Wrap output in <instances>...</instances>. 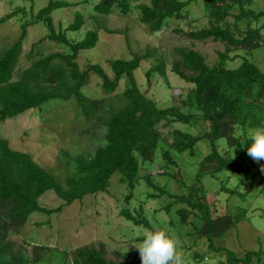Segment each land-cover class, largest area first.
<instances>
[{
	"label": "trees",
	"instance_id": "obj_1",
	"mask_svg": "<svg viewBox=\"0 0 264 264\" xmlns=\"http://www.w3.org/2000/svg\"><path fill=\"white\" fill-rule=\"evenodd\" d=\"M94 1L89 14L93 27L81 40L69 37L68 33L80 32L87 25L85 15L77 11L66 27L62 22L57 27L54 13L88 4L90 0L81 3L48 0L37 13L32 5L30 11L17 7L0 17V26L17 17L23 21L18 38L0 46V123L33 110L41 114L48 103L59 101L72 105L88 125L100 127L104 133L96 139L101 145L93 152L76 157L66 151L59 154L64 170L62 177L39 165L31 154L13 150L8 141L0 140V152L5 159L4 165H0V264H40L48 260V246L27 241L18 243L12 239V234L20 235L34 213L51 217L77 201L82 203L88 196L108 194L115 175L126 189L127 207L120 215L134 227L150 228L144 205L166 197L169 202L161 204L153 218L167 213L169 233L170 226L190 227L185 236L195 241L191 246L185 243L182 248L190 249L206 240L211 251L226 257L216 264H264L262 251L248 250L239 256L214 244L215 239L224 238L230 230L248 220L249 210L238 208L217 214L208 202L205 185L206 178L215 180L221 174H229L221 182L220 193L230 198L239 196L246 200L248 191H240L244 184L251 189L261 186L264 191V172L260 171L264 161L257 164L250 158V163L245 165L234 158L232 152L245 158L247 147L251 145L249 129L264 125V71L252 61L255 52L264 47V10L252 8L256 0ZM199 1L203 3V16L208 25L197 28L189 22L191 30L176 28L174 32L192 43L212 40L223 44L225 51L218 53L217 64L211 66L194 47H176L169 50L168 55L165 50L147 47L143 52L133 53L130 59H110L112 76L101 64L90 63L82 69L78 63L83 51L97 47L101 31L128 34V28L125 32L108 29L101 19L138 14L139 23L153 35L170 27L174 21H187L192 14V4ZM39 23L45 26L47 34L25 53L28 30ZM46 42L54 44L57 50L46 47ZM233 53L238 54L232 56ZM236 60L240 61L239 65L231 67ZM151 61L154 64L145 75L149 88L154 80L158 83V78L169 84V70L190 85L185 93L184 90L173 91L169 107H159L135 77L141 66ZM93 74L100 79L96 89L98 97L88 90ZM123 80L124 90L119 92ZM176 124L186 125L190 130L173 128ZM168 127L172 130L164 133L162 129ZM204 140L211 150L198 164L189 183L180 158L188 155L193 159L197 146ZM220 140H226V150L219 148ZM157 165L159 170L155 173L167 180L164 186L155 178L153 169ZM235 175L239 176V185L230 188L231 177ZM168 181L178 183L183 192H171ZM143 183L152 191H145L142 204L132 209V201L138 199ZM49 191L63 201L58 208L40 205L41 197ZM45 224L51 225V220L37 223ZM142 239L133 241L140 243ZM116 255V261L109 260L104 243L98 247L82 246L72 252V263L141 264L135 247L117 251ZM193 257L203 261L201 256Z\"/></svg>",
	"mask_w": 264,
	"mask_h": 264
},
{
	"label": "rangeland",
	"instance_id": "obj_2",
	"mask_svg": "<svg viewBox=\"0 0 264 264\" xmlns=\"http://www.w3.org/2000/svg\"><path fill=\"white\" fill-rule=\"evenodd\" d=\"M71 3H81L85 0H67ZM48 0H0V17L7 15L17 7H26L28 11L34 5V12L46 6ZM96 1L90 0V3L79 4L70 9H61L54 13L55 25L58 27L60 22L66 27L74 20L77 11L82 12L87 21V25L80 32H69V37L81 40L87 30L93 26L89 20V14L93 11ZM255 10H264V0H256L253 7ZM203 3L201 1L192 4L191 17L187 21H174L170 27L164 28L161 32L150 35L145 27L139 23L138 14L123 18L121 16H110L101 19L105 22L106 27L110 30H120L125 32L128 28V34H110L101 31L100 41L97 47L90 51H83L78 58L81 68H86L90 63L101 64L107 74L112 76L108 60L110 59H130L135 52H143L147 47L152 49L165 50L167 55L169 50L176 47H194L201 52L207 59V62L213 66L219 61L218 53L225 51V46L212 40L204 42H194L187 38L180 37L174 32V29L181 28L185 31L191 30L189 22L193 26L200 28L208 25L207 19L203 16ZM28 20H31L28 17ZM193 20V21H192ZM22 19L17 17L11 22L0 26V46L3 47L16 40L20 34ZM28 39L24 43V52L30 51L32 45L43 39L47 34V29L41 23L29 28ZM129 37L128 40L126 37ZM54 47V44L46 42V47ZM238 53H233L232 56ZM252 61L255 62L262 71H264V47L255 52ZM240 61L236 60L230 64L231 67H237ZM154 62L144 63L135 73V77L144 91L153 98L159 107L166 108L171 105V99L174 90H185L190 86L180 80L170 70L168 71L169 84L158 78L149 88L146 73L153 66ZM100 79L92 75V83L88 90L92 96L98 97L96 89ZM125 82H121L119 92L124 90ZM175 129L189 131L186 125L176 124ZM164 133L170 132L172 128H163ZM195 132V131H194ZM87 133V134H86ZM103 130L88 125L86 121L77 115L72 105H63L59 101H52L45 106L43 113H36L34 110L26 113L16 119L7 120L0 123V140H6L9 147L16 151L31 154L35 161L46 168L56 172L57 175L63 176L64 170L58 157L62 151L68 152L76 157L87 152H93L96 147L101 145L96 139L103 136ZM93 135V136H92ZM94 137V138H93ZM219 148L226 150V140L219 141ZM197 154L193 159L188 155L180 158L182 169L189 183L193 181L195 170L201 160L210 152L209 143L204 140L196 148ZM233 156L239 162L248 165L250 157L248 155L242 158L236 154ZM5 159L0 152V165H4ZM160 165V164H158ZM154 167L153 172L158 171L159 166ZM162 165V163H161ZM229 174H221L218 179L206 178L205 185L208 189V202L216 210L217 214H225L228 211L238 208L249 210V219L241 222L237 227L230 230L224 238L214 240L217 247H225L243 256L246 251H262L264 259V191L261 186L253 189L250 185H241L240 191H248L246 200L237 196L230 198L226 193H220L221 182L228 178ZM158 183L164 186L167 180L161 178L155 173ZM169 190L176 194H181L183 189L175 181H168ZM239 185V176L231 177L230 188ZM110 192L108 194H99L96 196L86 197L82 203L75 202L65 207L61 214L51 217L41 213H34L20 235L12 234V239L18 243L27 241L32 244L46 245L50 248L48 260L40 264H73L72 252L82 246H96L100 243L106 245L109 260H117V251H126L134 244L139 242L133 241L143 237V228L134 227L129 221H126L120 212L127 207L124 200L126 189L120 184V178L115 175L111 180ZM138 199H134L131 208H137L145 198V191L150 190L145 183L139 189ZM169 200L163 197L159 201H151L144 205L149 219L168 231L170 216L162 212L157 214L154 219V212L160 208L161 204H167ZM63 201L58 198L54 192L45 193L40 199V205L49 209L58 208ZM51 220V225H37L40 222ZM163 223V224H162ZM170 233H174L180 240V251L184 254L188 264H216L226 259L223 253L213 252L209 248L206 240H201L196 246L190 249L182 248L186 243L191 246L194 243L193 238H187L185 235L190 227H169ZM136 248V247H135ZM193 255L201 256L203 261L199 262Z\"/></svg>",
	"mask_w": 264,
	"mask_h": 264
},
{
	"label": "clouds",
	"instance_id": "obj_3",
	"mask_svg": "<svg viewBox=\"0 0 264 264\" xmlns=\"http://www.w3.org/2000/svg\"><path fill=\"white\" fill-rule=\"evenodd\" d=\"M247 147L248 156L257 164L264 161V125L249 129ZM260 171L264 172V164ZM151 227L144 230L143 239L134 244L137 248L141 264H188L180 251V240L174 233H169L157 223L149 221Z\"/></svg>",
	"mask_w": 264,
	"mask_h": 264
}]
</instances>
